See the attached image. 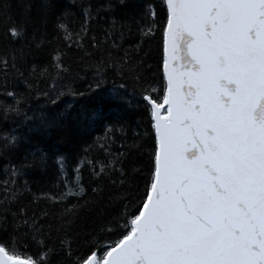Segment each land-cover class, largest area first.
Wrapping results in <instances>:
<instances>
[{
    "label": "snow or ice",
    "instance_id": "1",
    "mask_svg": "<svg viewBox=\"0 0 264 264\" xmlns=\"http://www.w3.org/2000/svg\"><path fill=\"white\" fill-rule=\"evenodd\" d=\"M31 10L0 0V264H264V0Z\"/></svg>",
    "mask_w": 264,
    "mask_h": 264
},
{
    "label": "trees",
    "instance_id": "2",
    "mask_svg": "<svg viewBox=\"0 0 264 264\" xmlns=\"http://www.w3.org/2000/svg\"><path fill=\"white\" fill-rule=\"evenodd\" d=\"M133 3H140V0H132ZM10 3L13 6V12L17 15L23 13L27 5L32 6L31 15L33 18L36 17L37 9L39 5V0H10ZM31 27L29 26L28 32L29 36L31 35ZM4 39L3 33L0 32V42ZM158 43V37L154 38L150 41H146L143 45L144 51L148 52V56L146 57L147 63L155 64L156 57V48ZM141 55H144L142 52ZM76 87L83 90L85 85L79 81L76 82ZM108 87H111V81H109ZM68 101H71L72 98H66ZM75 104V107L78 111L84 112L88 115H91L95 111H103L107 120L117 121V120H125L129 127H135L136 121L140 119L139 116L135 115L134 111L127 110L124 105L113 104L107 98L106 93L101 92L97 94H93L91 96H85L83 98H78L77 101H72ZM63 108V105L61 106ZM106 122V121H105ZM103 122H98L96 125V130H102ZM141 134H143V126H141ZM95 135V133H93ZM129 142H131V132H129ZM119 142V141H118ZM83 141L79 143H69L66 138L62 136H58L56 133H53V139L50 145V150L53 152L66 153L69 156V164L72 162V157L76 154L79 148L82 146ZM52 171H55L53 167ZM85 183H87V173H85Z\"/></svg>",
    "mask_w": 264,
    "mask_h": 264
}]
</instances>
